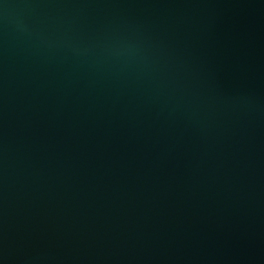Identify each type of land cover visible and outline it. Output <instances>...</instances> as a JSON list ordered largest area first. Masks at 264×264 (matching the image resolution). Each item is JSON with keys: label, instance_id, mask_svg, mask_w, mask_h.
I'll return each instance as SVG.
<instances>
[{"label": "water", "instance_id": "95a60500", "mask_svg": "<svg viewBox=\"0 0 264 264\" xmlns=\"http://www.w3.org/2000/svg\"><path fill=\"white\" fill-rule=\"evenodd\" d=\"M0 264H264V0H0Z\"/></svg>", "mask_w": 264, "mask_h": 264}]
</instances>
